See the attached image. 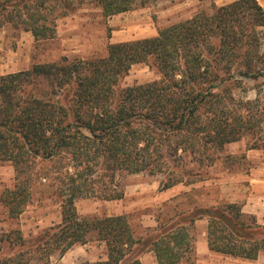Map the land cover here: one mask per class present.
<instances>
[{"label":"trees","instance_id":"16d2710c","mask_svg":"<svg viewBox=\"0 0 264 264\" xmlns=\"http://www.w3.org/2000/svg\"><path fill=\"white\" fill-rule=\"evenodd\" d=\"M151 1L90 0L104 17ZM82 2L0 0V25L20 26L37 40L54 38L56 25L47 23V13L62 9L67 15ZM257 26H264L258 2L234 0L211 15L200 12L158 29L155 36L109 43L102 57L63 56L0 76V162H10L15 171L14 185L0 195L8 214L18 217L33 184L42 181L61 206V222L35 243L42 252L64 254L95 235L108 255L97 264H141L137 258L126 261L143 241L133 236L127 217H79L75 198L86 193L120 199L118 176L163 173L169 161L159 186L166 190L191 176L182 153L211 165L216 151L243 137L247 149L264 153V53L252 50ZM134 64L154 68L159 78L118 88ZM242 79L255 82L253 99L235 98L233 91H248ZM186 216L188 226L207 219L213 252L254 260L264 251V226L240 205L195 208ZM179 223L159 225L160 235L149 239L158 264H181L194 251L190 227Z\"/></svg>","mask_w":264,"mask_h":264},{"label":"rangeland","instance_id":"374dc122","mask_svg":"<svg viewBox=\"0 0 264 264\" xmlns=\"http://www.w3.org/2000/svg\"><path fill=\"white\" fill-rule=\"evenodd\" d=\"M232 1L153 0L143 5L137 4L129 11L104 17L96 3L83 0L67 15L60 14L62 9L49 11L47 23H55V37L39 40L22 27L15 28L11 23H5L0 25V76L28 70L36 63L55 62L63 56L70 59L102 57L109 43L155 36L158 29L184 21L200 12L211 15L217 7ZM256 1L264 12V0ZM254 30L256 35L252 50L262 54L264 26H257ZM158 78L159 74L154 68L134 64L121 77L118 88ZM242 81L248 91H233L235 98L253 99L255 93L251 88L255 82L247 79ZM246 145L247 137L226 143L215 152V160L211 165L199 164L193 154L182 153L184 170L190 171L191 176L187 182L173 185L169 194H162L163 190H159L160 181L164 179L168 166H171L169 161H166L163 173H123L117 178L123 190L122 198L106 200L81 193L75 198L76 211L82 218L126 216L133 236L144 241L133 247L126 261L139 259L151 251L149 239L160 235L163 229L161 225H176L180 222L179 225L190 227L194 247L192 253H185L182 264H264V261L209 252L206 245L198 246L207 219L201 218L203 224L199 221L196 223V220L192 226H188L189 216H186L195 208L223 207L227 203L240 205L245 202L253 186H258L257 181H264V153L256 148L247 149ZM14 183L13 166L8 161L0 162V195L12 188ZM60 222V202L44 187L42 181L33 184L30 202L16 218L8 214L0 201V264H11L14 260L21 261V264H97L107 260L106 245L95 235L85 244L73 245L64 254L42 252L35 245L36 241L47 229Z\"/></svg>","mask_w":264,"mask_h":264},{"label":"crops","instance_id":"0c3cea01","mask_svg":"<svg viewBox=\"0 0 264 264\" xmlns=\"http://www.w3.org/2000/svg\"><path fill=\"white\" fill-rule=\"evenodd\" d=\"M257 182H258L257 185L259 186V189H257L258 186H253L251 192L247 193L245 202H242V204H240V206H241V211L243 213L252 214L255 217L256 222L259 225L264 226V181H257ZM170 190H172V189L168 188L166 190H163L162 194H169V192H171ZM259 203H261L262 207L259 205ZM198 221L201 222V224L204 223L203 219L197 220L196 223ZM205 222H207V220ZM202 229L203 230H202V233L200 235V240H199L198 246L200 245L201 247H203L206 245L207 251L210 252L211 250H209L208 245H207V235H206L207 234V231H206L207 226L205 227L203 225ZM139 260H140L141 264H158L156 257H155V254L152 250L149 251L148 253H146L144 256H141L139 258ZM252 261H256V262L257 261H259V262L264 261V253L259 252L257 258L252 260Z\"/></svg>","mask_w":264,"mask_h":264}]
</instances>
